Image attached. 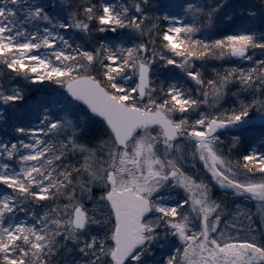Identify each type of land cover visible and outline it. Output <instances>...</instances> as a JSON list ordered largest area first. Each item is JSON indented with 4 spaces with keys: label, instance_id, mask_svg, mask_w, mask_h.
<instances>
[{
    "label": "snow or ice",
    "instance_id": "6c2138e0",
    "mask_svg": "<svg viewBox=\"0 0 264 264\" xmlns=\"http://www.w3.org/2000/svg\"><path fill=\"white\" fill-rule=\"evenodd\" d=\"M0 264H264V0H0Z\"/></svg>",
    "mask_w": 264,
    "mask_h": 264
}]
</instances>
